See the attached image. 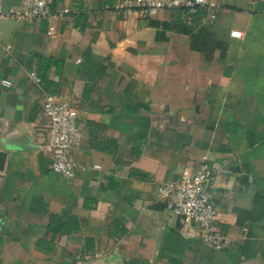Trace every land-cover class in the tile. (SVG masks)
Masks as SVG:
<instances>
[{
    "label": "crops",
    "instance_id": "obj_1",
    "mask_svg": "<svg viewBox=\"0 0 264 264\" xmlns=\"http://www.w3.org/2000/svg\"><path fill=\"white\" fill-rule=\"evenodd\" d=\"M125 1L46 0L53 18L0 29V137L38 146L8 150L0 171V264H99L115 249L121 264H264V0H211V21ZM184 26L202 28L195 46ZM42 92L76 112L67 178L48 168ZM203 160L219 250L183 237L156 196Z\"/></svg>",
    "mask_w": 264,
    "mask_h": 264
},
{
    "label": "built area",
    "instance_id": "obj_2",
    "mask_svg": "<svg viewBox=\"0 0 264 264\" xmlns=\"http://www.w3.org/2000/svg\"><path fill=\"white\" fill-rule=\"evenodd\" d=\"M127 6H134L144 17H151L160 10L178 9L188 16L204 11V17L211 21L219 4L211 0H126ZM67 12L66 9L61 10ZM46 0H21L20 5L7 13L0 11V20L32 22L53 18ZM53 30L47 27V33ZM28 77L37 85L40 78L32 69ZM4 85L8 83L2 82ZM39 108L44 118L41 135L43 149L48 153V168L64 178L72 175L75 161L72 150L78 146L81 134L76 122V112L71 104L54 94L42 92ZM214 171L206 161L198 163L193 171L178 179L159 183L157 200L180 221L179 231L183 237L195 238L206 248L219 250L227 243V236L213 227L215 208L209 195Z\"/></svg>",
    "mask_w": 264,
    "mask_h": 264
},
{
    "label": "water",
    "instance_id": "obj_3",
    "mask_svg": "<svg viewBox=\"0 0 264 264\" xmlns=\"http://www.w3.org/2000/svg\"><path fill=\"white\" fill-rule=\"evenodd\" d=\"M251 2L257 0H249ZM16 21L12 19L0 20V29L5 28V36H1L3 40H6L7 33L16 25ZM38 146L31 143V135L29 133L21 134H9L8 136L0 137V171L3 169L5 158L8 150L17 148L24 151L36 150ZM99 264H121V260L117 250L115 249L112 254L103 256L97 261Z\"/></svg>",
    "mask_w": 264,
    "mask_h": 264
},
{
    "label": "trees",
    "instance_id": "obj_4",
    "mask_svg": "<svg viewBox=\"0 0 264 264\" xmlns=\"http://www.w3.org/2000/svg\"><path fill=\"white\" fill-rule=\"evenodd\" d=\"M174 10H178V9H174ZM204 14H205L204 11H196L195 13L190 14L189 16L192 19H198V18H201L202 16H204ZM192 27H195V26H191V27L184 26V28H186V30H187L186 32H188L191 35V46H195L194 43L197 42V40H198V37H199L198 34L199 33L202 34V28L199 27V28H197V30L194 33H192L191 31H192V29H194Z\"/></svg>",
    "mask_w": 264,
    "mask_h": 264
}]
</instances>
